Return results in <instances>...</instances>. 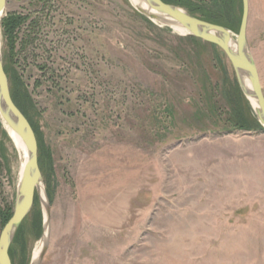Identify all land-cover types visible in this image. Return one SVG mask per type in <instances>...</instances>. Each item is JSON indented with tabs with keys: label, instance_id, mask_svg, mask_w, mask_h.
Masks as SVG:
<instances>
[{
	"label": "rangeland",
	"instance_id": "1",
	"mask_svg": "<svg viewBox=\"0 0 264 264\" xmlns=\"http://www.w3.org/2000/svg\"><path fill=\"white\" fill-rule=\"evenodd\" d=\"M131 1L7 0L0 19L51 205L39 264H264V130L239 126L254 111L230 61ZM183 2L238 33L242 0ZM249 4L264 93V2ZM0 124L1 216L13 214L26 158ZM35 196L13 264H30L42 242Z\"/></svg>",
	"mask_w": 264,
	"mask_h": 264
},
{
	"label": "water",
	"instance_id": "2",
	"mask_svg": "<svg viewBox=\"0 0 264 264\" xmlns=\"http://www.w3.org/2000/svg\"><path fill=\"white\" fill-rule=\"evenodd\" d=\"M142 1L146 8L134 6L152 21L168 27H170V24H175L187 31L184 36L195 37L214 44L225 53L237 75L244 95L249 100L255 116L264 128V93L258 68L247 41L249 0H242V18L236 35L222 25L208 22L192 15L181 6L166 3L163 0ZM6 3L7 0H0V14L4 12ZM247 83L250 85L249 88ZM252 99L256 101L257 107L252 103ZM0 119L2 122H6L16 136L20 138L27 152L23 171L18 179L14 211L0 233V264H12L9 254L11 244L20 225L31 211L36 194L42 203L43 232L40 241H43V245L38 257L34 258L32 256L30 264H39L48 247L51 205L39 167L37 138L29 120L12 98L1 55Z\"/></svg>",
	"mask_w": 264,
	"mask_h": 264
},
{
	"label": "trees",
	"instance_id": "3",
	"mask_svg": "<svg viewBox=\"0 0 264 264\" xmlns=\"http://www.w3.org/2000/svg\"><path fill=\"white\" fill-rule=\"evenodd\" d=\"M164 2H166V3H169V4H174V5H178V6H181V7H183V8H185V9H187L188 10V12H190L191 14L194 12V9L193 8H191V7H189L188 6V4L186 3V2H183V0H163ZM206 20H209V21H211L212 23H215V24H219V25H222V26H225V27H227V28H229L227 25H225L224 23H221L220 21H218V20H211V19H206ZM9 21V20H8ZM16 24V22H15V19L13 20V19H10V22H7V24H6V29H7V31L9 32V33H11L12 31H13V29H14V25ZM239 30V29H238ZM237 30V31H238ZM188 39H195V38H192V37H190V38H188ZM13 98V97H12ZM244 99V98H243ZM14 100V99H13ZM246 101V100H245ZM15 102V101H14ZM16 104V103H15ZM17 105V104H16ZM18 106V105H17ZM20 109V108H19ZM21 110V109H20ZM22 111V110H21ZM247 111H248V113H251V111L250 110H248L247 109ZM252 123H255L253 126H252ZM239 126L242 128V129H250V128H256L257 130H264V128H263V126L257 121V119H256V117H255V115L253 114V116H251V118L250 119H243V120H241L240 119V122H239ZM1 125V124H0ZM250 126H252V127H250ZM35 200H36V196H35ZM11 216H12V212H10V209L9 210H7V211H5L4 213H2L1 214V216H0V220H1V223H2V225H5L8 221H9V219L11 218ZM1 225V226H2ZM1 230V229H0ZM9 254H10V257H11V260H12V255H11V247H10V250H9ZM12 264H13V261H12Z\"/></svg>",
	"mask_w": 264,
	"mask_h": 264
},
{
	"label": "bare ground",
	"instance_id": "4",
	"mask_svg": "<svg viewBox=\"0 0 264 264\" xmlns=\"http://www.w3.org/2000/svg\"><path fill=\"white\" fill-rule=\"evenodd\" d=\"M132 3L133 5H135L136 7H142V8H146V5L143 3L142 0H132ZM4 12H2L0 14V19L1 17L3 16ZM171 28H173L174 30L180 32L182 35L186 34L187 31L175 24H170L169 25ZM247 86L248 88L250 87V85L247 83ZM252 103L254 104L255 107H257V104H256V101L254 99H252ZM4 123V126L5 128L7 129V131L9 132V134L11 135V137L13 138V140L15 141V143L17 144V146L22 150L25 158L27 157V152H26V148L24 146V144L22 143V141L20 140V138L18 136H16V134L12 131V129L6 124V122H3ZM23 168V167H22ZM23 171V170H21ZM22 174V172H20ZM42 245H43V241L41 242L40 245H37L35 250H34V258H37L40 251H41V248H42Z\"/></svg>",
	"mask_w": 264,
	"mask_h": 264
},
{
	"label": "crops",
	"instance_id": "5",
	"mask_svg": "<svg viewBox=\"0 0 264 264\" xmlns=\"http://www.w3.org/2000/svg\"><path fill=\"white\" fill-rule=\"evenodd\" d=\"M260 4L264 2V0H259ZM249 13H250V4H249Z\"/></svg>",
	"mask_w": 264,
	"mask_h": 264
}]
</instances>
